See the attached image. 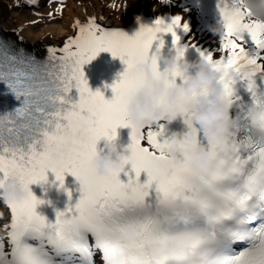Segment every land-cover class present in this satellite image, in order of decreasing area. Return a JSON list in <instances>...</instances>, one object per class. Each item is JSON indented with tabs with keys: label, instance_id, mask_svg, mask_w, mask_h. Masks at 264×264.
I'll list each match as a JSON object with an SVG mask.
<instances>
[{
	"label": "snow or ice",
	"instance_id": "1",
	"mask_svg": "<svg viewBox=\"0 0 264 264\" xmlns=\"http://www.w3.org/2000/svg\"><path fill=\"white\" fill-rule=\"evenodd\" d=\"M217 9L219 47L196 50L222 74L224 104L236 111L215 141L201 137L195 120L197 98L210 95L207 85L181 101L195 139L182 134L177 140L159 122L138 129L128 116L131 97L146 84L137 64L150 63L160 78L159 56L169 34L177 59L185 58L189 45L181 38L189 25L179 15L141 24L134 36L94 19L77 21L78 35L59 50L50 48L46 64L0 39V81L22 99L14 112L0 115V190L15 178L26 193L7 203L10 250L0 238V264H97V254L99 264H264V116L256 121L250 110L254 104L264 113V0H218ZM102 52L126 65L105 85L111 99L91 89L84 71ZM177 78L187 81L177 69L165 84L171 87ZM167 102L165 95L161 105ZM122 127L132 129L126 165L135 176L126 173L127 182L120 178L125 167L101 176L93 165L98 143L115 140ZM201 147L211 156L208 168L193 159ZM50 171L60 188L66 174L76 177L82 192L75 204L56 209L54 220L37 211L52 202L30 187L46 184ZM179 213L189 219L182 222Z\"/></svg>",
	"mask_w": 264,
	"mask_h": 264
},
{
	"label": "clouds",
	"instance_id": "2",
	"mask_svg": "<svg viewBox=\"0 0 264 264\" xmlns=\"http://www.w3.org/2000/svg\"><path fill=\"white\" fill-rule=\"evenodd\" d=\"M160 3L164 4L165 0H160ZM213 31L220 35V26L214 28ZM159 60L166 65V68L161 71L160 78L154 75L150 63L141 62L136 66L139 71L145 73L146 84L131 97L128 105V116L131 122L142 130L148 126L149 122L164 121L169 114L178 118L181 116L182 99L185 97L191 99L204 85H207L210 95H200L197 98L195 120L204 137L209 141L218 140L221 134L228 130V121L231 119V108L224 104V87L219 83L222 74L214 70L206 60H178L174 50L167 53L161 52ZM177 69L187 75V81L176 82L171 87L167 86L165 81L169 78V71ZM232 75L238 76L239 74L233 72ZM165 95H167L168 102L166 105H161V98ZM250 110L256 121H260L264 116V113H261L254 104L250 105ZM173 134L177 140L182 134L196 138L191 129ZM105 147L107 151L101 150L93 160V165L101 176L110 175L113 169L124 168L131 155L128 146L118 143L117 138L108 142ZM173 158L179 159L178 147L173 153ZM193 159L201 167L208 168L211 165V156L204 147L194 154ZM254 187H259V185H254ZM25 195L24 187L15 178H9L4 188L0 190V199L6 203L22 199ZM179 216L182 222L189 219L183 213H179ZM131 227L135 230L136 226L133 224Z\"/></svg>",
	"mask_w": 264,
	"mask_h": 264
},
{
	"label": "bare ground",
	"instance_id": "3",
	"mask_svg": "<svg viewBox=\"0 0 264 264\" xmlns=\"http://www.w3.org/2000/svg\"><path fill=\"white\" fill-rule=\"evenodd\" d=\"M41 1L43 0H35V2H30V0H0V25L5 35L20 44L47 51L50 48H55L57 50L61 49L68 38L78 35L77 21L80 22V25H84L94 19L102 28L109 30H124L133 26L135 21L142 16L169 19L171 16L182 15V6L186 2V0H179L175 5H169L167 3L163 6L159 2L160 0H96L92 4H84L81 0H65L70 3L65 13L67 17L64 19L65 22L63 26H59L58 29L53 30L57 32L55 33L57 39L53 41L49 37H42V34H37L36 36L32 35L33 31L31 32V27L22 26L20 21L21 7L28 5L30 9H39ZM190 1L193 3L197 2L200 11L197 15L191 12L186 13L184 20L189 21L191 19L192 25L194 23V18L197 21H203V23L198 30L192 31L191 29V31L182 34L181 43L201 46L208 51L217 49L219 47L220 36L213 31V29L216 28L215 24L217 22L210 23L208 21L207 18H210L212 15L209 13L206 6H204L206 0ZM117 7H120V12L117 15V19H113L111 17L112 9L115 10ZM92 11H94L95 14H91ZM127 34L129 35L130 31ZM159 123L167 125L169 134L174 132H185L171 123L163 121ZM152 127L156 128L157 124ZM5 211H7L6 205L0 199V238L4 239L5 252L7 253L10 250L7 239L9 230L6 227L9 224V217L5 216Z\"/></svg>",
	"mask_w": 264,
	"mask_h": 264
},
{
	"label": "rangeland",
	"instance_id": "4",
	"mask_svg": "<svg viewBox=\"0 0 264 264\" xmlns=\"http://www.w3.org/2000/svg\"><path fill=\"white\" fill-rule=\"evenodd\" d=\"M78 1V0H75ZM84 4H92L96 0H81ZM133 1V0H132ZM160 2V1H159ZM179 0H168L169 5H175ZM167 3L162 4L163 6ZM70 3L65 0H43L40 2V8L38 9H30L28 5H24L20 8V21L22 26L24 27H31V32L33 31L34 36L37 34H42V37H49L51 40L56 41V34L57 32L53 31L54 29H58V27L63 26L65 22V15L67 9L69 8ZM120 7H117L115 10L112 9V18L117 19V15L120 12ZM183 14L188 12L199 13L200 8L199 4L196 2H192L190 0H186L185 4L182 6ZM54 14V15H53ZM91 14H95L92 11ZM57 17V18H55ZM183 17V16H182ZM35 18V19H34ZM184 18V17H183ZM192 31L198 30L200 26H202L203 21H197L194 18V23L192 25V21L190 20ZM25 29V28H23ZM50 30V31H49ZM22 31V30H21ZM24 31V30H23ZM26 33V32H24ZM55 34V35H54ZM29 38V37H28Z\"/></svg>",
	"mask_w": 264,
	"mask_h": 264
}]
</instances>
